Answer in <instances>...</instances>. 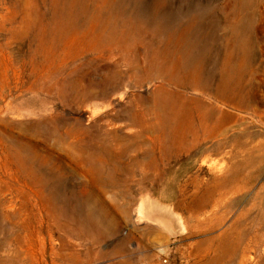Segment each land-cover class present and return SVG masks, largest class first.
Masks as SVG:
<instances>
[{"label":"rangeland","instance_id":"1","mask_svg":"<svg viewBox=\"0 0 264 264\" xmlns=\"http://www.w3.org/2000/svg\"><path fill=\"white\" fill-rule=\"evenodd\" d=\"M0 264H264V0H0Z\"/></svg>","mask_w":264,"mask_h":264},{"label":"bare ground","instance_id":"2","mask_svg":"<svg viewBox=\"0 0 264 264\" xmlns=\"http://www.w3.org/2000/svg\"><path fill=\"white\" fill-rule=\"evenodd\" d=\"M246 19L248 20L247 22H250L252 21V16L248 15L246 17ZM238 34H236V32ZM230 34H233L234 33V39H233V43H232V46L233 48H235L236 52L238 53V59L235 63H230L229 61V64H230V67L232 69V72L231 71H227L225 73V75L222 76V80L220 83H223L224 84H227L228 87H229V83L231 82V79L234 78V75H235V71L236 69H240V66H242L243 63H245V57H244V54L246 52V49H248L250 47V37L248 35V32L249 30L244 27L242 28V26H238V29H231L229 30ZM228 63V62H227ZM169 115V121L172 122V120H175V117H171V113L168 114ZM159 121V120H158ZM158 124V123H157ZM160 125V124H159ZM158 125V126H159ZM160 127V126H159ZM211 128H214V126L212 125ZM173 126H171V130H173ZM209 133H212L213 132V129H210L208 130ZM220 132V131H219ZM163 134V133H162ZM165 134V133H164ZM218 135V134H217ZM155 136V135H154ZM163 136V135H162ZM159 137V136H158ZM165 137V136H164ZM160 139V138H159ZM182 140V139H181ZM156 141V140H155ZM158 143V142H157ZM162 143V142H161ZM164 144V143H163ZM187 144V143H186ZM157 145V144H156ZM162 149V148H161ZM160 149V150H161ZM163 151V150H162ZM171 154V153H170ZM174 155V154H173ZM172 156V155H170ZM237 190V189H236ZM179 207V206H178ZM199 223V222H198ZM236 241V240H235ZM239 243V242H238ZM243 244V243H242ZM237 246V245H236ZM235 246V247H236ZM244 247V246H243ZM249 247V246H248ZM246 249V248H245ZM249 249V248H248ZM238 251V250H237ZM241 251V250H240ZM244 252V251H243ZM246 252V251H245ZM244 255V253H243ZM241 256V255H240ZM239 257V256H238ZM245 257V256H243ZM241 259V258H240ZM243 259V258H242ZM244 262V261H243Z\"/></svg>","mask_w":264,"mask_h":264}]
</instances>
